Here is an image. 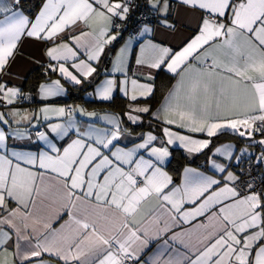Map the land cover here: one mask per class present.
<instances>
[{"label": "snow or ice", "instance_id": "obj_1", "mask_svg": "<svg viewBox=\"0 0 264 264\" xmlns=\"http://www.w3.org/2000/svg\"><path fill=\"white\" fill-rule=\"evenodd\" d=\"M0 264H264V0H0Z\"/></svg>", "mask_w": 264, "mask_h": 264}, {"label": "trees", "instance_id": "obj_2", "mask_svg": "<svg viewBox=\"0 0 264 264\" xmlns=\"http://www.w3.org/2000/svg\"><path fill=\"white\" fill-rule=\"evenodd\" d=\"M25 2L31 6V4L35 3L36 0H25ZM122 41H120L121 43ZM120 43L115 44V46L112 48V50L108 53V55L103 59L102 65L101 67H107L109 68L110 66V60L113 57L116 49L118 48V46L120 45ZM55 75L51 76V79L54 77ZM102 78V77H101ZM44 77L41 75V71L40 68H37L36 70L32 71L29 76L26 78V81L24 83V90L25 92L29 91L31 89V95L32 97H34L33 100H31L30 102H23V103H18V105L21 106H25V105H30V104H36L37 100L35 98V89L32 87L33 85L37 84L38 82H40L41 80H43ZM170 77L168 76V74L161 72L160 75L157 77L156 83L158 85V89L156 92V98L154 100L151 101V103L155 106L159 104V100L161 97V93L165 90V87L168 83H169ZM67 86V94H66V100L61 102L65 103V104H70V103H75V102H79L81 104H83L85 107L87 108H91V109H95L100 111L101 109L104 110H108L110 109L111 111H115V112H121L124 108V105L126 103V101L119 96L118 94L115 95V98L113 101L109 102H100L98 100H95L93 98H91L89 95H87V93L92 92L93 91V87H86V88H77V87H73L71 85H66ZM138 130H142L140 128H137L136 131ZM227 139H232V137L230 136H220L218 137L216 143H222L223 141L227 140ZM188 159L185 158V153L179 149V148H173V156L170 159L169 162V170H173V169H177V168H182V166L188 164ZM204 162V157L203 156H199L196 158L195 163H193L192 165L195 166H200L202 165Z\"/></svg>", "mask_w": 264, "mask_h": 264}, {"label": "crops", "instance_id": "obj_3", "mask_svg": "<svg viewBox=\"0 0 264 264\" xmlns=\"http://www.w3.org/2000/svg\"><path fill=\"white\" fill-rule=\"evenodd\" d=\"M145 38H147V37H145ZM138 47V46H137ZM116 52V51H115ZM114 55H115V53H114ZM114 55H113V57H114ZM27 57H36V58H40V52H39V47L37 46V45H35V43L33 42V41H30V40H28V41H25V43H24V45H23V48H22V57H21V59H19L18 61H17V65H16V68L18 69V70H23V69H25V68H29L30 66H29V64L27 63V60H26V58ZM133 64H134V61H133ZM111 67V63H110V66H109V68ZM37 68H39V66H31V70L30 71H28L27 73H26V78L29 76V74L32 72V71H34V70H36ZM59 78V76L58 75H55L52 79H58ZM25 81H26V79L24 80V83H25ZM62 83H63V81H62ZM66 86V85H65ZM66 88H67V86H66ZM27 92V91H26ZM67 94V93H66ZM66 94H64V95H62V96H60V97H57V98H55V100L53 101L54 103H56V104H58V105H65V103H63V102H61L60 100H62V101H65L66 100ZM116 94H118L119 96H121L118 92L116 93ZM91 98H93V99H95V97L94 96H90ZM122 97V96H121ZM35 98H36V100H37V103L36 104H30V105H25V106H21V105H18L19 107H21L22 109H37V108H39L41 105H40V102H39V97L37 96V93H35ZM96 100V99H95ZM31 101V100H30ZM30 101H26V103L27 102H30ZM78 105V104H77ZM79 105H83V104H79ZM88 110H95V109H91V108H88ZM96 111H98V110H96ZM113 112H115V111H113ZM116 113H118V112H116ZM102 114V113H101ZM145 120L147 121V118H145ZM143 130V129H142ZM142 130H138L137 132H139V131H142ZM129 139H135V137H131V138H129ZM227 140H230V139H227ZM227 140H225V141H227ZM225 141H223V142H225ZM222 142V143H223ZM125 143H127V140L125 141ZM220 144V143H219ZM173 148H178V147H176V146H173ZM180 149V148H179ZM182 150V149H181ZM183 151V150H182ZM184 152V151H183ZM187 165V164H186ZM193 167H197V166H195V165H192Z\"/></svg>", "mask_w": 264, "mask_h": 264}, {"label": "rangeland", "instance_id": "obj_4", "mask_svg": "<svg viewBox=\"0 0 264 264\" xmlns=\"http://www.w3.org/2000/svg\"><path fill=\"white\" fill-rule=\"evenodd\" d=\"M128 36H124L125 39H127ZM123 43V41L120 43V45L118 46V48L116 49V51L119 49V47L121 46V44ZM70 104H80L79 102H75V103H70Z\"/></svg>", "mask_w": 264, "mask_h": 264}, {"label": "built area", "instance_id": "obj_5", "mask_svg": "<svg viewBox=\"0 0 264 264\" xmlns=\"http://www.w3.org/2000/svg\"><path fill=\"white\" fill-rule=\"evenodd\" d=\"M129 31H131V29H129ZM128 34H129L128 32H125L124 36H128Z\"/></svg>", "mask_w": 264, "mask_h": 264}]
</instances>
